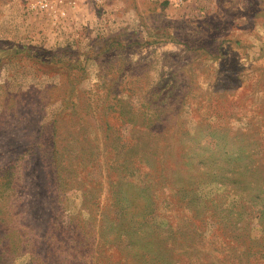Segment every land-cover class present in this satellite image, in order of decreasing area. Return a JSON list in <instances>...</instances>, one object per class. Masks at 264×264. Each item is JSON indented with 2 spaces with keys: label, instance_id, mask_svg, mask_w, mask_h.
<instances>
[{
  "label": "rangeland",
  "instance_id": "374dc122",
  "mask_svg": "<svg viewBox=\"0 0 264 264\" xmlns=\"http://www.w3.org/2000/svg\"><path fill=\"white\" fill-rule=\"evenodd\" d=\"M32 2L0 0V264H264V0Z\"/></svg>",
  "mask_w": 264,
  "mask_h": 264
},
{
  "label": "built area",
  "instance_id": "2783aa9c",
  "mask_svg": "<svg viewBox=\"0 0 264 264\" xmlns=\"http://www.w3.org/2000/svg\"><path fill=\"white\" fill-rule=\"evenodd\" d=\"M55 3L62 5L63 0H33L32 8L41 12H49L52 10ZM75 4L74 2L72 5ZM65 16L64 11L61 12Z\"/></svg>",
  "mask_w": 264,
  "mask_h": 264
},
{
  "label": "crops",
  "instance_id": "0c3cea01",
  "mask_svg": "<svg viewBox=\"0 0 264 264\" xmlns=\"http://www.w3.org/2000/svg\"><path fill=\"white\" fill-rule=\"evenodd\" d=\"M258 11H261V8H259Z\"/></svg>",
  "mask_w": 264,
  "mask_h": 264
}]
</instances>
